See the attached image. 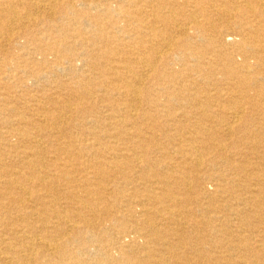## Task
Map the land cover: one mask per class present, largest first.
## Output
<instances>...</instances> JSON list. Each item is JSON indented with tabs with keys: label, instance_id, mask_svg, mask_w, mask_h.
Masks as SVG:
<instances>
[{
	"label": "bare ground",
	"instance_id": "bare-ground-1",
	"mask_svg": "<svg viewBox=\"0 0 264 264\" xmlns=\"http://www.w3.org/2000/svg\"><path fill=\"white\" fill-rule=\"evenodd\" d=\"M13 43L83 70L0 132L27 151L0 153V264H264V0H0L3 64ZM71 103L84 129L47 158L32 132L62 135Z\"/></svg>",
	"mask_w": 264,
	"mask_h": 264
},
{
	"label": "rangeland",
	"instance_id": "rangeland-1",
	"mask_svg": "<svg viewBox=\"0 0 264 264\" xmlns=\"http://www.w3.org/2000/svg\"><path fill=\"white\" fill-rule=\"evenodd\" d=\"M79 10L82 11L83 8H79ZM89 12H93V11L89 10ZM39 16L41 17V19L39 17V20L40 21L43 20V24L42 25L40 24V26H38L37 28H32L33 33H38V31L40 29H46V26H47L46 24H47V19H48L46 17L48 16V14L41 12L39 14ZM57 25H61V24L55 23V26H57ZM84 28H85L84 26H80V25L75 26V30L77 32L83 33ZM19 33L24 35L23 30H20ZM85 37H87V36H85ZM235 38L239 39L238 37H235ZM128 40L129 39H126L125 42L130 43L131 41H128ZM21 42L23 43L24 40H21ZM205 44H203V46L207 45V44L206 45ZM6 45L7 44H5V48L3 46L5 52L8 51V49H6V47H7ZM35 48H36L35 45H31L29 47V49H24L23 46H20L16 43H13V63L11 62V64L10 63L9 64H5V63L3 64L1 59H3V58L6 59L5 52L0 54V83L2 82V85L0 86V96H2V97H0V110L4 109V108L7 109V107H5L6 103L2 102L1 99L4 97L10 98V99H8V102L13 103L10 107H12V108L15 107L16 111H18L17 113L20 116V117L16 116L14 113L8 114V111L5 112V114L4 113L0 114V132L3 134L2 136H4V137H8V134H9L8 132L10 131V129H12L13 131H15L16 129L17 130H21V128L23 129L24 126L18 125V122H17L18 119L17 118H21V117L26 116L25 118L28 121L34 122V124H36V125H41L39 123V120H41L42 117H39V116L43 115L42 108L49 110L53 107L52 104L47 102L48 99H51L55 94L56 95L54 97L66 96L68 90H62L61 83L76 81V77H78V75L73 74V72H75L77 70L78 71L83 70V66H82L81 61L74 62L75 69L72 72L67 70L68 65H63L61 67H58L55 64L56 59H55L54 55H48L46 58L47 64L44 67H41L42 57L39 55V53H37L35 51ZM235 48H236L235 44L232 43V37H228L225 39V41L222 44L220 43L219 49H220L221 53H231L233 50H235ZM26 50H28V51H26ZM129 51L132 52L134 50L130 49ZM24 59L28 60V62H30L29 65L32 66V68L28 67L29 69L27 68L26 70L18 68L22 64L20 62L24 61ZM51 61H52V63H51ZM17 64H20V65L17 66ZM182 64H185V63H182V61L177 60L174 63V66H172V67H174V69H176L177 71L178 70L181 71V70H183V68H185L184 65L182 66ZM60 69L62 71H60ZM33 72L35 74L32 75ZM59 72H61V73H59ZM11 75H12V79L9 81L8 77ZM53 76H55V77H53ZM101 81L104 82V79H102ZM5 82L6 83H8V82L13 83V85H15L13 92L9 93V91L6 89V86L4 85ZM153 89H155V88H153V87L148 88V90L150 92H152L153 99H155L157 97L155 96L154 91H152ZM8 95H11V97H9ZM145 98H146V96L144 94L143 100ZM25 101H27V103ZM37 101H38V103H37ZM45 104H46V106H45ZM71 104H73L72 109L68 110L67 112L62 113L65 122L70 119L68 122H66L63 125L62 135L57 134L55 136V135H52L50 132L45 133V134L40 133V132H36V131L32 132L34 134V136L37 137V139L39 138L38 140H40V139L43 140V141L40 140V142L43 145L42 147H44V149H46L45 152L46 153L48 152L47 158H51L54 155L52 153L54 151L52 145L56 141V138L59 139V137H63V136H65V134L70 133V132L73 134L75 133V135H78L84 129V127L81 126L83 124L84 120L81 118V116H79L77 114L78 108L80 106L78 107L77 103H71ZM88 104H89V102H87V101L84 103L85 106H87ZM144 104H146L147 107H144V106H146ZM159 104L160 105L166 104L163 97H161V101ZM35 105H37V107ZM140 105H141V108L143 107L142 108L143 110H146V111L151 110L149 112L152 114H155L158 112V111H156L157 109L153 108L152 106H150L145 101H143V103H141ZM31 106L33 108H31ZM10 123H13V127L11 125H10L11 127L9 126ZM78 123H80V124H78ZM14 126H16V127H14ZM37 133H40V134H37ZM13 134H16V133L13 132ZM14 136H13L14 139L12 137H9L10 141H11L10 145L13 146V151H15V149H14L15 147L18 148L17 152L13 153L14 154L13 158L8 157L9 152L6 151V145H5V142H3L2 138H0V153H1V155L3 154L2 159L6 160V162H8L9 164H12L13 165V171L16 172L18 170L17 169L18 165L16 164L18 161V158H21L23 155L25 156V152H27V151L25 149H23L24 147L22 148L21 145H17L19 143V139H18L19 137H14ZM85 138H86V136L83 135L82 139L84 140ZM115 140H117V139L115 138ZM112 141H114V139H112ZM9 149L11 150V148H8V150ZM166 150H167V152H169V154L171 153L170 155H173V152L171 149L167 148ZM1 203L7 207H13L14 206L13 204L10 205L7 200H1ZM0 225L2 226L3 224H0ZM1 226H0V248H1L2 238L3 239L5 238L3 236V233H2V231H4V229H3L4 227L3 226L1 227ZM207 232L208 231L204 232V234H203V235H205V237L208 236ZM207 239H209V238H207ZM186 253L188 254V252H186Z\"/></svg>",
	"mask_w": 264,
	"mask_h": 264
}]
</instances>
